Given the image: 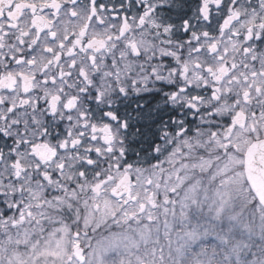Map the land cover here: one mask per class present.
<instances>
[{
    "label": "snow or ice",
    "instance_id": "1",
    "mask_svg": "<svg viewBox=\"0 0 264 264\" xmlns=\"http://www.w3.org/2000/svg\"><path fill=\"white\" fill-rule=\"evenodd\" d=\"M0 264H264V0H0Z\"/></svg>",
    "mask_w": 264,
    "mask_h": 264
}]
</instances>
